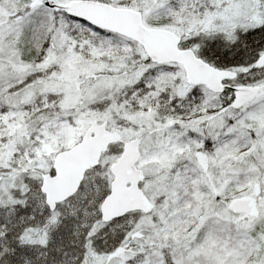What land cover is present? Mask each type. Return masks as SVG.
<instances>
[{
  "label": "snow or ice",
  "instance_id": "1",
  "mask_svg": "<svg viewBox=\"0 0 264 264\" xmlns=\"http://www.w3.org/2000/svg\"><path fill=\"white\" fill-rule=\"evenodd\" d=\"M0 264H264V0H0Z\"/></svg>",
  "mask_w": 264,
  "mask_h": 264
}]
</instances>
